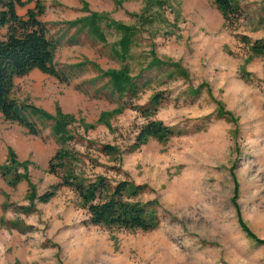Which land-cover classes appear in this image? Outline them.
Wrapping results in <instances>:
<instances>
[{
    "label": "rangeland",
    "instance_id": "obj_1",
    "mask_svg": "<svg viewBox=\"0 0 264 264\" xmlns=\"http://www.w3.org/2000/svg\"><path fill=\"white\" fill-rule=\"evenodd\" d=\"M22 1L16 12L24 17L36 0ZM38 1L44 6L39 19L56 43L53 63L67 80L32 69L14 78L11 97L72 115L73 139L65 147L73 158L49 172L60 148L52 121H36L34 135L0 113V165L10 164V148L16 171L25 175L10 185L0 173V264H264V51L249 48L264 40V0H236L240 13L226 23L214 0H163V7L152 0ZM89 11L136 28L124 60L112 52L119 38L112 28L103 26L100 42L86 28L68 27L66 21ZM5 32L0 28V39ZM153 54L180 64L187 77L170 75L171 66L146 69ZM123 64L131 75L144 68L145 84L135 97L113 92L101 76ZM155 93L162 98L152 114L133 108ZM151 119L174 133L130 148ZM103 144L117 151L105 153ZM68 170L143 185L135 198L157 201V226L92 224L66 185L47 202L28 198L30 188L42 194ZM29 204L32 212L18 208ZM2 219H19L27 229Z\"/></svg>",
    "mask_w": 264,
    "mask_h": 264
},
{
    "label": "trees",
    "instance_id": "obj_2",
    "mask_svg": "<svg viewBox=\"0 0 264 264\" xmlns=\"http://www.w3.org/2000/svg\"><path fill=\"white\" fill-rule=\"evenodd\" d=\"M152 1L158 7H163L165 4L163 0ZM23 4L24 1L22 0H0V28L6 29L4 37L0 39V113L5 119L17 122L28 133L34 135L39 133L36 121H52L50 131L60 145V148L49 160L48 170L54 173L56 167L63 166L66 160L73 158L65 147V144L73 139V135L67 127L73 121L72 115L62 113L59 110L52 114L34 104L18 103L11 97V90L14 78L23 76L32 69H38L61 81H66L67 76L57 70L53 63L56 43L48 36L45 24L39 19L44 11V6L36 0L34 8L28 9L23 17L16 12V6ZM214 4L221 12L225 23L240 13V6L236 0H214ZM66 23L68 27H74L77 30L86 28L87 34L100 42H105L103 26L112 28L119 33V38L112 45V52L122 60L129 54L136 34L135 27L107 19L106 15L93 11H89L87 15L68 20ZM249 48L254 54L262 53L264 40L253 41ZM165 66L172 67L173 71L170 75L174 73L187 77L186 70L180 64L173 61H163L154 54L146 63L145 68L161 69ZM143 70L144 68L137 74L131 75L129 67L123 64L118 69L110 68L102 71L101 76L106 77L113 92L135 97L145 84V81L140 82ZM199 88L200 86L196 87L192 92L197 93ZM161 98V94L155 93L147 105H137L133 108L145 117L149 116L157 108ZM121 108L118 107L109 113H101L99 120H103L106 115H110L112 112L120 111ZM174 131V127L164 124L161 120H148L139 129L130 148L138 147L150 137L160 141L167 140ZM101 150L105 153H111L117 151V148L103 144ZM8 153L10 164L0 165V173L10 185H14L25 175L16 171L19 163L10 148ZM60 185L69 186L78 194L81 206L88 212V220L92 224L141 230H151L158 224L157 201L153 199L142 202L136 199L135 197L140 194L143 185H136L125 179L113 182L105 175H96L93 179H87L68 170L61 182L52 185L42 194L36 195L35 191L30 188L28 198L36 197L40 202H47ZM7 206L3 205V208ZM18 208L24 213L33 210L32 204ZM1 222L4 223L5 221L2 219ZM4 224L20 232L27 229V226L23 225L19 219L8 220ZM246 230L250 236H253L247 228Z\"/></svg>",
    "mask_w": 264,
    "mask_h": 264
},
{
    "label": "crops",
    "instance_id": "obj_3",
    "mask_svg": "<svg viewBox=\"0 0 264 264\" xmlns=\"http://www.w3.org/2000/svg\"><path fill=\"white\" fill-rule=\"evenodd\" d=\"M35 70H38V69H35ZM38 71H40V70H38ZM58 150V149H57ZM55 152H56V150L54 151V153L52 154V155H54L55 154Z\"/></svg>",
    "mask_w": 264,
    "mask_h": 264
}]
</instances>
